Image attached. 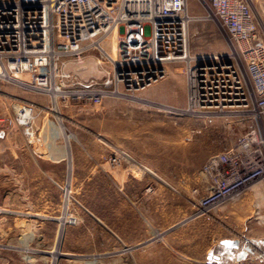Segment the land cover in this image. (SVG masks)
Wrapping results in <instances>:
<instances>
[{
	"label": "rangeland",
	"instance_id": "374dc122",
	"mask_svg": "<svg viewBox=\"0 0 264 264\" xmlns=\"http://www.w3.org/2000/svg\"><path fill=\"white\" fill-rule=\"evenodd\" d=\"M249 1L264 31V0ZM189 47L194 54L228 49L215 22L201 18L190 22ZM96 55L103 59L93 49L85 63ZM95 68L73 70L104 74ZM14 76L27 83L0 76V264H207L224 230L255 247L240 264H264V187L259 207L244 203L229 222L227 203L195 213L205 184L199 168L245 124L185 112L184 75L170 71L100 105L72 97L53 104L31 88L29 73ZM24 102L35 107V146L15 121Z\"/></svg>",
	"mask_w": 264,
	"mask_h": 264
},
{
	"label": "built area",
	"instance_id": "2783aa9c",
	"mask_svg": "<svg viewBox=\"0 0 264 264\" xmlns=\"http://www.w3.org/2000/svg\"><path fill=\"white\" fill-rule=\"evenodd\" d=\"M191 6L203 14L190 13ZM195 18L215 22L225 35L226 52H191L189 25ZM93 49L103 56L96 55L94 63L104 74L82 77L73 69L81 68ZM170 71L185 77V112L230 116L245 124L199 168L205 184L195 213L204 214L264 178V31L250 1L0 0V76L29 73L31 88L51 98L56 91L57 98L100 105ZM34 108L18 105L15 121L29 128L35 146Z\"/></svg>",
	"mask_w": 264,
	"mask_h": 264
},
{
	"label": "crops",
	"instance_id": "0c3cea01",
	"mask_svg": "<svg viewBox=\"0 0 264 264\" xmlns=\"http://www.w3.org/2000/svg\"><path fill=\"white\" fill-rule=\"evenodd\" d=\"M263 187H264V182H262V181L255 182L254 184L249 186L246 190H244L245 191V192L243 191L244 193L242 192L239 195L235 196V198H233L232 201H228L227 204H225V205L229 204L230 208H229V210H227V209L224 210V220L227 219L226 221L229 222V219H231L234 216H236V214H239L237 212L238 210L236 209V207H241L240 205H242L244 203L246 204L247 207L252 203V205H253L252 207L254 209L258 208L259 207V203H258L259 197H258V195H259V191L262 190ZM248 203H249V205H248ZM233 205H235V206L233 207ZM226 238L239 239L240 240V247L244 246V244H245V241H244L245 238L242 235H240L238 232L236 234H233V233H231V232H229L227 230H224V236L220 237L219 241L221 239H226ZM263 244H264V242H263ZM212 251L217 252L218 254H221L224 257V261H223L222 264H240V262H237V261H235L233 259V256H234V253H235L234 250L230 251V250L224 249V251H223L219 247V244H217L216 247H215V243H213ZM254 251H255V248H254ZM213 264H216V263H213Z\"/></svg>",
	"mask_w": 264,
	"mask_h": 264
},
{
	"label": "water",
	"instance_id": "95a60500",
	"mask_svg": "<svg viewBox=\"0 0 264 264\" xmlns=\"http://www.w3.org/2000/svg\"><path fill=\"white\" fill-rule=\"evenodd\" d=\"M245 241L244 246L240 247V240L239 239H230V238H226V239H221L219 241V247L224 251V249L226 250H234V256L233 259L235 261H241L244 260L248 257L249 254H251L253 251L252 249V243L251 241ZM255 245H258L259 242L256 241L254 243ZM208 262L207 264H211L212 262L216 263V264H222L224 261V257L221 254L218 253H211L207 256Z\"/></svg>",
	"mask_w": 264,
	"mask_h": 264
},
{
	"label": "bare ground",
	"instance_id": "6f19581e",
	"mask_svg": "<svg viewBox=\"0 0 264 264\" xmlns=\"http://www.w3.org/2000/svg\"><path fill=\"white\" fill-rule=\"evenodd\" d=\"M116 32H113V33H111L110 34V41H109V45H111L110 44V42H113V46L115 47V45H116ZM92 60H93V58H92ZM92 60H88L86 63H84V65L80 68V70L83 72H86V71H90L91 70V72H92V70H94V69H96L95 68V66L96 65H94V63L92 62ZM81 71H80V73H81ZM94 71H96V70H94ZM83 72V73H84ZM87 72V73H88ZM90 73V72H89ZM82 74V73H81ZM85 74V73H84ZM100 74V73H99ZM102 74V73H101ZM88 75V74H87ZM6 78H13L14 79V81L16 80V82H20V83H24V82H26L25 80L26 79H24V77H21V76H14V77H7V76H5ZM27 83V82H26ZM23 85V84H22ZM52 96V102H53V104H55L56 102H57V96H58V92H56V91H54L53 92V94L51 95ZM57 105V104H56ZM56 105H54L55 107H56ZM53 107V106H52ZM44 111V110H43ZM55 112L57 113V114H59L60 115V112L59 111H57V109L55 110ZM47 113V112H46ZM179 113V112H178ZM62 116V115H61ZM61 116H58V118L61 120L62 119V117ZM62 124V123H61ZM48 127V126H47ZM61 127V126H60ZM28 130H29V128H27ZM52 128H50L49 130H51ZM62 129V128H61ZM48 131V130H47ZM52 131H50V133H51ZM51 137V136H50ZM49 137V138H50ZM48 138V137H47ZM48 141V140H47ZM52 141V140H51ZM53 142V141H52ZM54 143V142H53ZM50 144V143H49ZM53 145V144H52ZM51 147V146H50ZM57 151H58V149H57ZM55 153V152H54ZM130 157V156H129ZM126 158V157H125ZM127 159V158H126ZM147 170V169H146ZM149 170V169H148ZM150 171V170H149ZM262 186V185H261ZM256 246V245H255ZM255 248V247H254ZM254 248H252L253 249V251H254ZM220 251V250H219ZM230 254V253H229Z\"/></svg>",
	"mask_w": 264,
	"mask_h": 264
}]
</instances>
